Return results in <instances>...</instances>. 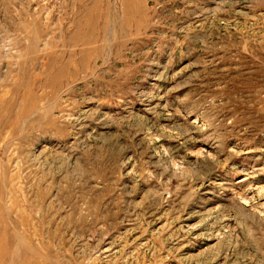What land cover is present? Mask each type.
I'll list each match as a JSON object with an SVG mask.
<instances>
[{"label": "rangeland", "instance_id": "obj_1", "mask_svg": "<svg viewBox=\"0 0 264 264\" xmlns=\"http://www.w3.org/2000/svg\"><path fill=\"white\" fill-rule=\"evenodd\" d=\"M4 255L264 264V0H0Z\"/></svg>", "mask_w": 264, "mask_h": 264}, {"label": "bare ground", "instance_id": "obj_2", "mask_svg": "<svg viewBox=\"0 0 264 264\" xmlns=\"http://www.w3.org/2000/svg\"><path fill=\"white\" fill-rule=\"evenodd\" d=\"M21 240V239H20ZM1 257V256H0ZM8 262V258L6 257V255H4L2 257V259H0V264H6ZM31 263V262H30ZM36 264H40V262H36Z\"/></svg>", "mask_w": 264, "mask_h": 264}]
</instances>
